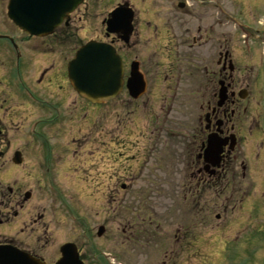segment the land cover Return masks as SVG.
<instances>
[{"label":"flooded vegetation","instance_id":"flooded-vegetation-1","mask_svg":"<svg viewBox=\"0 0 264 264\" xmlns=\"http://www.w3.org/2000/svg\"><path fill=\"white\" fill-rule=\"evenodd\" d=\"M140 1L83 0L66 21L37 36L16 27L7 18L8 0H0L3 249L13 247L40 263L55 264L66 254L62 247L70 244L83 264H103L102 260L108 259L104 258L108 254L103 248L95 250L94 243L107 246L110 206L104 202L110 201L109 181L119 182L121 177L119 173L110 174L112 146L117 142L122 148L119 157H125L130 135L136 140L142 129L135 124L112 129L111 103L117 104L127 117L136 110L149 112L151 126L144 127H151V168L156 174H164L162 161L166 167L165 161H175L171 174L181 176L184 198L190 197L197 204L200 219L209 212L208 200L221 214L227 213L233 197L238 196L236 203L242 207L254 172L264 176V126L259 124V111L255 114L250 107L254 94L247 72L248 58H253L248 37L254 39L253 33L264 34V29H249L248 37L243 33V48L238 49L232 31L221 30L224 12L220 0H191V4L186 0H165L169 6L162 13L157 0H151L149 12L141 13ZM244 3L247 2L240 1L238 5ZM120 5L133 10V28L127 43L120 39V31L106 29L107 18ZM211 7L213 11L206 20L205 9ZM228 18L239 25L236 17ZM89 19L100 21L99 34L93 39L111 43L124 63L123 89L111 101L87 100L77 93L68 77V62L79 47L77 33L84 29L78 21ZM94 25L92 31H97ZM145 32L148 38H143ZM131 48L141 75L137 92L144 85V93L137 98L125 89L127 51ZM76 178L91 182L93 190L87 195L99 204L80 205L74 199V188L59 185L60 181ZM23 179L42 182L41 192L22 189L23 184L17 181ZM45 185L51 189L43 190ZM124 189L125 185H120V190ZM46 192L51 199L45 203ZM118 207L120 204L111 211L115 213ZM219 213L216 219H220ZM95 218L101 222L96 224ZM138 228L125 224L120 231L125 238L117 237L124 241L151 232ZM186 234L184 226L175 231L176 246L184 243ZM95 251L100 253V257L94 256L96 260L90 257Z\"/></svg>","mask_w":264,"mask_h":264},{"label":"rangeland","instance_id":"rangeland-1","mask_svg":"<svg viewBox=\"0 0 264 264\" xmlns=\"http://www.w3.org/2000/svg\"><path fill=\"white\" fill-rule=\"evenodd\" d=\"M186 1L191 4V0ZM240 1L248 4L238 5ZM157 2L161 13L169 6L165 0H157ZM220 2L224 12L221 30L232 31L238 49L243 48L241 41L244 39L243 33L248 37L251 34L249 29L260 31L264 29V0H220ZM150 3L151 0H141L138 4L140 12H149ZM143 8L145 9L143 10ZM210 11H213L212 7L205 9L206 20L209 19ZM228 15L236 17L239 25L231 23ZM210 19L212 22L213 14ZM99 23V19L78 21V26L81 25L84 28L77 33L78 45L89 38L98 36ZM93 25L97 31H92ZM89 26H91L90 30H87ZM148 35L145 32L143 38H148ZM252 36L254 39L248 37V41L251 45L249 53L253 55V58L252 56H250L251 59L248 58L249 69H247L254 94L250 107L255 109V114L259 111L261 115L259 124L262 123L264 126V120L261 121L264 113V42H262L264 34L255 32ZM131 40H134V37ZM133 54V48L127 51V64L133 59ZM120 111L117 104H109V125L112 129L117 125L125 124H135L142 129L139 128L141 133L137 135L136 140L133 134L130 135L131 142L125 144V157H119L118 154L122 148L117 142L112 146L114 155H110V174L116 173L117 175L119 173L121 177L119 182L117 180L109 181L110 197L108 200L110 201H105L104 204L110 206V211L117 204H120V207L115 208V213L109 211L107 246H101V243L98 244L97 241L94 243L96 251L104 249L108 254V259L102 260V263L264 264V176L254 172L251 187L247 192L248 195L243 198L242 207L236 203L238 196L233 197L229 202L227 213L221 214L217 207L213 208L212 200H208L209 212L206 211L207 215L200 219L197 204L192 203L190 197L184 198L181 191V176L171 174V168L175 166V161L172 159L171 162L165 161L168 167L162 161L164 174H156L151 168L154 154L150 135L151 127H144L150 124L148 121L149 112L136 110L127 117L124 111ZM116 156L119 157V160L114 159ZM144 160L147 162L145 163ZM17 182L23 184L22 189H31L38 194L43 186L40 185L42 182L33 179H23ZM119 183L125 185L124 190H120ZM65 184L70 189H75L74 199H77L80 205L99 204L92 202V198L87 195L93 190L90 181L76 178L72 181L59 182L61 187L65 186L66 188ZM49 189L51 186L43 187V190L48 191ZM114 198L118 201L113 202ZM50 199L49 192H46L45 203ZM217 213L220 214V219H216ZM94 221L96 224L101 222L99 218H95ZM128 223L137 227V230L141 226L151 232H148L150 234L145 237L136 234L137 237L135 235L129 240H119L117 235L121 237L120 231ZM182 226L187 227L186 238L183 244L176 246L174 233ZM96 251L93 253V257L89 256L91 258L100 257V253L98 254ZM95 263L97 264L93 261L90 264Z\"/></svg>","mask_w":264,"mask_h":264},{"label":"water","instance_id":"water-1","mask_svg":"<svg viewBox=\"0 0 264 264\" xmlns=\"http://www.w3.org/2000/svg\"><path fill=\"white\" fill-rule=\"evenodd\" d=\"M82 0H10L8 17L19 28L30 34L41 35L50 32L68 16ZM132 12L128 8L114 11L107 21L110 32H122L127 41L131 32ZM137 63L131 64L127 81L129 92L135 97L137 92ZM68 76L77 92L94 102L113 98L122 86V64L114 49L105 43L89 41L76 53L68 64ZM214 142L209 144V152ZM71 245H65L63 258L57 264H82ZM0 264H39L15 249L0 248Z\"/></svg>","mask_w":264,"mask_h":264}]
</instances>
